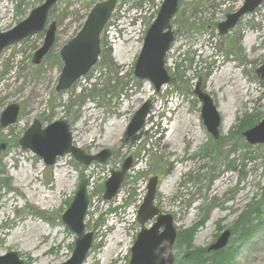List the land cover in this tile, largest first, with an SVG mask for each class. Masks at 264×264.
<instances>
[{"label":"rangeland","instance_id":"obj_1","mask_svg":"<svg viewBox=\"0 0 264 264\" xmlns=\"http://www.w3.org/2000/svg\"><path fill=\"white\" fill-rule=\"evenodd\" d=\"M44 1L0 0V31L13 28ZM102 1L60 0L54 5L48 24L57 25V40L40 64L33 60L44 42L42 32L0 55V116L8 105L20 106L17 122L0 126V145H6L0 149V255L18 251L26 264H61L71 257L75 235L62 216L84 179L92 184L85 222L94 236L84 264H129L140 231L138 195L146 193L154 176L159 179L156 205L173 216L177 233L206 219L198 228L195 247L208 249L226 230L231 239V227L248 204L260 201L264 207V144L252 145L244 136L264 118V2L220 34L217 25L245 0L180 1L172 20L175 39L166 57L171 80L159 92H149L146 123L128 139L129 123L148 100L143 99V88L149 81L134 75L150 26L148 17L133 38L123 36L120 29L114 32L119 41L115 49L109 45L107 33L115 26L110 22L101 35L96 65L71 88L55 90L63 67L60 49ZM127 1L118 0L120 6ZM116 16L121 17L120 10ZM119 26L128 28L127 22ZM215 75L220 84L213 80ZM197 90L222 108L218 138L204 125ZM35 119L43 127L64 120L75 146L86 154L107 149L111 155L105 163L85 166L68 154L46 166L19 145ZM129 157L132 167L120 195L105 201L106 180ZM57 166L66 172L59 180ZM29 173L30 180L25 177ZM230 264H264V222Z\"/></svg>","mask_w":264,"mask_h":264},{"label":"water","instance_id":"obj_2","mask_svg":"<svg viewBox=\"0 0 264 264\" xmlns=\"http://www.w3.org/2000/svg\"><path fill=\"white\" fill-rule=\"evenodd\" d=\"M60 0H45L34 8L29 16L8 31H0V55L7 47L34 36L39 32L45 33L42 46L34 54V64H39L44 56L54 46L57 25H48L50 10ZM117 0H105L95 4L77 34L60 49L63 67L55 87L57 92L67 90L86 75L97 63L101 52V34L115 8ZM180 0H164L158 15L144 38V43L135 64L134 75L140 80L152 83L156 91L170 82V76L165 68V57L174 41L171 21L178 11ZM264 0H245L235 12L228 13L223 22L218 24L220 34H226L237 25L246 14L254 12ZM48 25V26H47ZM47 26V27H46ZM202 101V119L209 133L218 138L221 118L217 107L210 95L195 91ZM151 100H146L136 111L127 128V138L133 137L143 126L150 111ZM20 106L10 104L1 113L0 126L6 128L14 124L19 116ZM248 143L264 144V118L258 124L244 133ZM22 149H29L42 158L47 166L56 163L58 157L66 154L72 156L83 165L93 161L104 163L110 157V151L104 149L97 154H86L73 144L72 132L69 124L64 120H57L43 127L35 119L30 127L19 139ZM6 145L2 143L0 149ZM132 165L131 157L127 158L121 170L112 171L105 182L103 199L110 201L118 192L123 179ZM88 181L84 179L78 186L74 199L64 212L62 219L69 230L75 235V246L71 257L61 264H84L92 247L94 236L86 231L85 219L89 209ZM158 177L149 180L147 193L141 204L137 220L141 226L140 232L131 247L129 264H175L176 257L173 247L177 237V229L173 216L163 213L156 205ZM230 231L226 230L219 239L212 244L210 250L224 248L230 238ZM0 264H26L18 251L11 250L0 255Z\"/></svg>","mask_w":264,"mask_h":264},{"label":"trees","instance_id":"obj_3","mask_svg":"<svg viewBox=\"0 0 264 264\" xmlns=\"http://www.w3.org/2000/svg\"><path fill=\"white\" fill-rule=\"evenodd\" d=\"M205 220L178 233L174 245L175 264H230L242 245L250 242L261 228L264 222V207L260 201L248 204L231 227L232 237L228 245L218 251H209L194 245L198 228L204 225Z\"/></svg>","mask_w":264,"mask_h":264},{"label":"built area","instance_id":"obj_4","mask_svg":"<svg viewBox=\"0 0 264 264\" xmlns=\"http://www.w3.org/2000/svg\"><path fill=\"white\" fill-rule=\"evenodd\" d=\"M162 0H143L142 6L140 9L135 8L131 14H129L128 24H133V26H128L127 30L123 34L125 37H129L135 34L139 27L143 24V18L151 16L156 9H158L159 5L161 4ZM120 27V26H119ZM115 30L114 27H111ZM143 196L142 194L138 195V202L141 201Z\"/></svg>","mask_w":264,"mask_h":264},{"label":"bare ground","instance_id":"obj_5","mask_svg":"<svg viewBox=\"0 0 264 264\" xmlns=\"http://www.w3.org/2000/svg\"><path fill=\"white\" fill-rule=\"evenodd\" d=\"M248 44V43H247ZM224 74V73H223ZM230 74V73H229ZM225 75V74H224ZM217 78H219L217 75H215V77H213V80H215L216 81V83L217 84H220V78L219 79H217ZM241 88H243L242 86H241ZM245 88V87H244ZM144 91H145V94L143 95V99L144 98H148L149 99V96H150V94L152 93V86H151V84L149 83V82H147L146 83V85L144 86ZM149 92H150V94H149ZM149 94V95H148ZM236 96V95H235ZM217 109H218V111H220V112H222V108H221V106H218L217 107ZM231 122V120L230 119H228L227 120V124L228 123H230ZM170 137H168L167 139H166V143H169L170 142V139H169ZM77 146V145H76ZM56 165H58V163L56 164ZM58 168H56L55 169V173H56V175L58 176V180L60 179L59 177H61V176H63V175H65L66 174V172H65V170L63 169V168H59V166H57ZM28 176H25V177H30V173L29 174H27ZM32 175V174H31ZM31 179V177L29 178V180ZM27 180V179H26ZM172 180H173V176H171V177H169V179L167 180V183H169V182H172ZM24 181V180H23ZM22 181V182H23ZM166 183V184H167ZM22 184H24V182L22 183ZM39 193H41V191L39 192ZM51 194V193H50ZM33 195V194H32ZM31 195V193H29V198L30 199H33V196ZM35 195V194H34ZM50 196V195H49ZM45 198V197H44ZM43 198V199H44ZM49 197L47 196L45 199H48ZM38 200H42V199H38ZM48 200H50V198L48 199ZM42 202H43V200H42ZM53 202V201H52ZM44 203V202H43ZM46 203H48V202H46ZM39 226H41L40 224H39ZM102 256H104V253L102 254Z\"/></svg>","mask_w":264,"mask_h":264},{"label":"flooded vegetation","instance_id":"obj_6","mask_svg":"<svg viewBox=\"0 0 264 264\" xmlns=\"http://www.w3.org/2000/svg\"><path fill=\"white\" fill-rule=\"evenodd\" d=\"M50 11H51V10H50ZM49 15H50V13H49ZM48 19H49V17H48ZM48 25H49V24H48ZM48 25H47V26H48ZM145 25H147V24H145ZM148 25H151V24H148ZM47 26H46V27H47ZM149 27H150V26H149ZM57 29H58V27H57ZM105 31H106V30H105ZM105 31H104V32H105ZM173 32H174V31H173ZM39 33H41V32H39ZM42 33H44V32H42ZM76 34H77V33H76ZM174 37H175V34H174ZM44 38H45V33H44ZM56 40H57V30H56V39H55V43H54V45L56 44ZM69 41H70V40H69ZM67 43H68V42H67ZM11 46H12V45H11ZM63 46H64V45H63ZM63 46H62V47H63ZM53 47H54V46H53ZM53 47H52V48H53ZM52 48H51V49H52ZM141 49H142V48H141ZM50 51H51V50H50ZM50 51H49V52H50ZM49 52H48V53H49ZM139 54H140V53H139ZM167 55H168V52H167V54H166V57H167ZM59 56H60V51H59ZM99 56H100V55H99ZM166 57H165V59H166ZM60 58H61V57H60ZM42 60H43V59H42ZM136 61H137V60H136ZM41 62H42V61H41ZM41 62H40V63H41ZM40 63H39V64H40ZM135 64H136V63H135ZM37 65H38V64H37ZM170 80H171V78H170ZM150 106H151V105H150Z\"/></svg>","mask_w":264,"mask_h":264}]
</instances>
